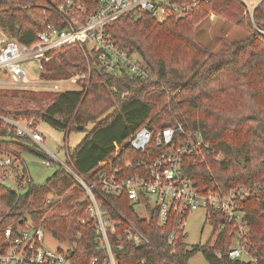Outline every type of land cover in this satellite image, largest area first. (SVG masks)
Wrapping results in <instances>:
<instances>
[{
	"label": "trees",
	"instance_id": "1",
	"mask_svg": "<svg viewBox=\"0 0 264 264\" xmlns=\"http://www.w3.org/2000/svg\"><path fill=\"white\" fill-rule=\"evenodd\" d=\"M61 2L0 0V30L21 43L31 44L48 25H64L57 13ZM75 2L86 13L98 7V0ZM234 3L244 7L237 0H211L199 4L185 17L163 21L147 12L123 15L105 29L118 48L138 54L150 78L96 71L93 65L89 69L80 45L68 44L53 52V60L45 62L41 77L67 78L72 73H83L84 78L78 80L82 88L62 92L0 88V115L33 119L36 123L45 121L66 134L72 130L83 132L79 143L69 149V160L80 173L89 176L95 174L103 160L111 159L104 167H124L127 161L141 159L144 152L132 149L129 139L142 126L154 129L179 123L185 132H198L208 149L202 151V156L185 157L184 173L199 192L211 189L226 193L238 186L250 189L242 201L247 226L245 250L258 264H264V33L258 30L264 31V0L253 9V23L249 19L253 29L247 37L212 51L196 36L197 27L210 11L226 13ZM229 15L235 19L239 13ZM93 57H89L90 63ZM115 144L123 147L112 156ZM2 150L19 160L25 151L45 157L26 137L8 135L0 123ZM63 172L58 168L40 189L31 181L22 193L0 182V245L7 244L3 235L8 226L26 227L29 217L35 225L43 226L57 240L71 246L73 264H89L99 254L83 190L76 187L67 192L74 182L67 179L63 184L60 181L57 192L49 191L51 181H59ZM50 192L63 196L46 211L44 195ZM109 201L152 242V246H137L123 238L121 247L113 248L117 264H138L141 260V264H189V258L197 252L208 264H250L245 258H229L235 229L217 212L211 211L209 223L212 243L189 249L184 242L186 236H180L171 248L166 235H160L155 217L139 218L125 199L110 197Z\"/></svg>",
	"mask_w": 264,
	"mask_h": 264
},
{
	"label": "built area",
	"instance_id": "2",
	"mask_svg": "<svg viewBox=\"0 0 264 264\" xmlns=\"http://www.w3.org/2000/svg\"><path fill=\"white\" fill-rule=\"evenodd\" d=\"M211 0H98V7L86 13L84 7L75 0H62L57 6L63 26L48 25L36 34V40L24 44L6 36H0V88H26L44 91H59L55 80L42 78L38 83H27V73L21 61L36 59L41 73L45 62L53 52L68 44H82L91 39L92 44L84 52L89 69L100 67L107 73L150 78L142 59L136 54L126 53L118 48L105 27L117 18L147 12L156 20L170 17H185L201 3ZM250 11L260 0H237ZM81 15L82 19L78 16ZM89 54V56H88ZM95 54V55H93ZM93 57L90 63L89 57ZM72 78L81 80L83 73H74ZM0 123L6 133L26 137L45 155L44 163H57L85 193L88 210L93 222L94 239L99 254L94 255L89 264H117L114 247H121L125 238L133 244L149 245V237L126 215L116 209L109 201L110 197L125 199L135 210L139 218L149 220L155 217L161 227L160 235L165 236L168 246L174 247L180 236H186L184 229L189 212L204 209L205 221L210 223L211 211L219 213L227 223L233 225L235 236L228 253L229 258H243L250 264H258L257 259L249 256L245 250L247 226L242 209L243 199L250 189L243 186L231 188L223 193L220 190L199 192L194 183L185 175L183 161L190 155H199L207 149V144L198 132H185L181 124L152 129L140 127L129 139L132 149L143 151L144 156L133 162L127 161L124 167H104L111 159L99 162L94 175H84L70 163L69 150L66 149V161H61L45 147L43 135L36 130L33 119L18 120L1 116ZM67 141V140H66ZM119 144H115V150ZM118 153V152H117ZM115 153V155L117 154ZM21 161L13 154L0 151V182L22 193L30 185L31 178L24 171ZM50 203V201H47ZM111 207V211L106 207ZM143 206L149 217L142 218L136 207ZM81 222H84L81 219ZM26 227L4 230L6 246L0 245V264H73L71 246L66 251L52 249L45 241L46 230L31 222ZM223 227L219 225V229ZM169 229V231H167ZM186 243V239L184 240ZM191 249V248H190ZM158 251V250H157ZM168 262L170 260L158 251ZM172 252V251H171ZM141 260L138 264L143 263Z\"/></svg>",
	"mask_w": 264,
	"mask_h": 264
},
{
	"label": "rangeland",
	"instance_id": "3",
	"mask_svg": "<svg viewBox=\"0 0 264 264\" xmlns=\"http://www.w3.org/2000/svg\"><path fill=\"white\" fill-rule=\"evenodd\" d=\"M236 4V3H234ZM227 12H214L210 11L208 18L204 20L196 29V36L199 41H201L204 45L208 46L212 51L220 50L221 48L225 47L227 42L237 41L243 39L249 35L251 29H253V11H250L247 7H242L239 4L235 6H231L226 8ZM233 14V12L239 13L238 18L233 19V16L227 14ZM249 19L252 21L249 24ZM252 25V27H251ZM258 30L264 33L263 30L258 28ZM0 36L9 37L5 34L2 30H0ZM13 39V38H11ZM92 44V40L88 39L84 41L80 45V48L84 54L86 48L89 49V46ZM86 47V48H85ZM89 56V54H88ZM93 56V55H92ZM85 57V55H84ZM86 58V57H85ZM53 58L50 59V61ZM87 60V59H86ZM90 60V58H89ZM23 68L26 70L27 73V83L35 84L41 82L40 80L42 77L40 76L39 72V62L36 59H26L21 61L20 63ZM72 73L69 77H60V78H47L50 80H55L59 84V91L64 90H79L82 88V85L79 83L78 80L72 78ZM33 91H44L39 89H30ZM45 92H53V91H45ZM36 130L39 131L44 137V145L56 155L61 161H66V149H73L83 137V132L72 130L67 134L60 129H56L52 127L45 121H39L36 123L35 126ZM162 128V127H161ZM154 129H160L155 128ZM67 140V141H66ZM207 144V143H206ZM121 145H119V150L121 149ZM39 150V148L35 147ZM208 149V144H207ZM207 149L203 150L206 151ZM115 150V149H114ZM40 151V150H39ZM7 152V151H6ZM116 151L113 152L112 156L117 153ZM9 153V152H7ZM12 154V153H11ZM202 156V153L199 154ZM217 158L221 157L220 154L216 156ZM45 157L42 155H37L35 153L25 151L21 155V164L25 167V171L28 176L31 178V181L34 184H37L39 189L46 183L47 179L52 177L55 171L58 170V164L47 165L44 163ZM65 172V171H64ZM60 174L59 181L57 179L55 181H51L49 184L51 190L57 192L58 188L61 186L60 181L63 184L64 181L67 179L70 181L72 180L69 175L65 173ZM78 187L77 184L74 182L72 186L68 189L67 192L71 191L72 189ZM63 195H58L56 193H46L44 195L45 204L47 205L46 211L50 210L57 201L62 198ZM47 201H50L48 203ZM137 211L140 213L142 218H148L149 215L146 209L143 206L136 207ZM27 225L29 226V222L33 223L30 218L27 219ZM205 221V211L204 209H197L189 212L186 216L185 222V231H186V244L187 247L190 249L193 245L197 244H204L206 242L213 241L212 236V226L208 223H204ZM34 224V223H33ZM45 241L47 246L52 249L60 248L63 251H66L69 248V244L65 242H60L57 240L51 232H45ZM245 258V256H243ZM189 264H208L207 260L205 259L204 255L201 252H197L192 255L189 260ZM22 264H33V263H22Z\"/></svg>",
	"mask_w": 264,
	"mask_h": 264
},
{
	"label": "water",
	"instance_id": "4",
	"mask_svg": "<svg viewBox=\"0 0 264 264\" xmlns=\"http://www.w3.org/2000/svg\"><path fill=\"white\" fill-rule=\"evenodd\" d=\"M95 70H96V71H101V68H100V67H96ZM78 128L81 129L82 126H79ZM34 185H35V184L33 183V186H34Z\"/></svg>",
	"mask_w": 264,
	"mask_h": 264
}]
</instances>
